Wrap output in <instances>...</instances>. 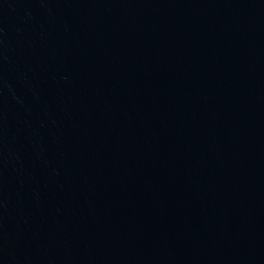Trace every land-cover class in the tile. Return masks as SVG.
<instances>
[{
	"label": "water",
	"instance_id": "1",
	"mask_svg": "<svg viewBox=\"0 0 264 264\" xmlns=\"http://www.w3.org/2000/svg\"><path fill=\"white\" fill-rule=\"evenodd\" d=\"M0 264H264V0H0Z\"/></svg>",
	"mask_w": 264,
	"mask_h": 264
}]
</instances>
